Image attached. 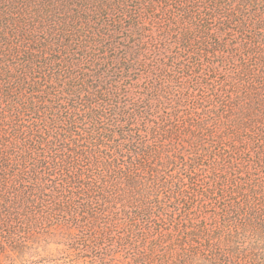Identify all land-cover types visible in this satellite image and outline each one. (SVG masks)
<instances>
[{
    "label": "trees",
    "instance_id": "1",
    "mask_svg": "<svg viewBox=\"0 0 264 264\" xmlns=\"http://www.w3.org/2000/svg\"><path fill=\"white\" fill-rule=\"evenodd\" d=\"M0 264H264V0H0Z\"/></svg>",
    "mask_w": 264,
    "mask_h": 264
}]
</instances>
